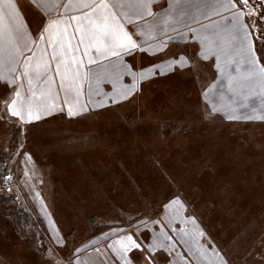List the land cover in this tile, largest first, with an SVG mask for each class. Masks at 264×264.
Here are the masks:
<instances>
[{
  "label": "rangeland",
  "instance_id": "rangeland-1",
  "mask_svg": "<svg viewBox=\"0 0 264 264\" xmlns=\"http://www.w3.org/2000/svg\"><path fill=\"white\" fill-rule=\"evenodd\" d=\"M254 48L264 68V42ZM252 81L237 121L209 119L195 87L173 81L88 99L87 114L61 105L25 123L1 110L0 264H49L56 249L75 259L107 227L157 217L178 197L228 264H264V85H236ZM82 101L67 100L73 111Z\"/></svg>",
  "mask_w": 264,
  "mask_h": 264
},
{
  "label": "snow or ice",
  "instance_id": "snow-or-ice-1",
  "mask_svg": "<svg viewBox=\"0 0 264 264\" xmlns=\"http://www.w3.org/2000/svg\"><path fill=\"white\" fill-rule=\"evenodd\" d=\"M0 3L6 4L8 19L15 20L19 11L15 0H0ZM32 4L42 13L41 23L35 35L25 43L24 49L20 47L19 41L30 34L24 33L22 25L19 24L15 28L4 27L5 14L0 8V65L7 68V74L0 75V81L6 86L5 94L0 96V109L21 122L30 123L34 119L39 120L42 111L55 107L54 103H45L46 96H51L50 92L41 93L37 97L31 87L32 57L25 55V49L28 52L32 51L29 44L38 46L44 43L52 47L51 59L59 61L56 65V73L60 75V86L66 93L74 92L77 98L82 94L80 81L90 78H95L97 85L109 79L114 90V95L109 99L115 100L116 95L128 98L133 94L132 90L123 83V77L130 75L135 81L137 74L132 71L134 66L125 64L121 57L135 54L136 51L149 52L154 46L147 41L138 42L136 38L145 34L150 39L159 40V45L153 54L159 56L160 53H164L167 56L171 53L173 66H176L177 61L181 67L187 65L189 61L199 64L201 60L215 56L216 67L221 69V58L224 57L225 62L230 63L231 60L228 58L235 50L238 54L246 56L250 65L249 70L241 74V79L252 80L258 76L261 84L264 85V68L257 70L254 53V41L264 42V0H169L166 8L160 0H68L67 3H63L62 0H32ZM61 8L64 9L63 13L60 12ZM157 8L160 11H156ZM69 9L79 14H71ZM213 16L221 17L225 23L220 24ZM200 17L209 20L210 25H203ZM194 23L201 24L203 30L192 27ZM129 25L132 30L129 29ZM70 27H73L72 35L79 33L77 47L80 44L84 46L83 55L88 56V64L99 65L104 60L115 59L117 63L113 64L111 70H106L103 74L90 71L82 73L83 60H78L75 55L71 57L69 63L68 54L74 51L69 35ZM181 27L187 29V33L181 31ZM169 30L176 32L181 40H187V37L191 36L193 49L191 54L188 53L187 46L180 53L171 52L169 46L173 45L176 38L168 34ZM161 35L167 39H160ZM174 46L178 47V44ZM160 58L164 59V57ZM61 65L65 68L64 72H61ZM72 65L74 68L71 67ZM40 67L37 65L36 68L38 77ZM49 67L50 64L45 63L44 71L46 72ZM236 70L239 72V67ZM17 71H20L19 78L15 76ZM139 75L143 79L144 73L141 72ZM25 79L31 93L28 99L22 96L20 90ZM9 85H11V95L7 94ZM216 111L214 109L208 112V118H214ZM68 114L69 116L75 114L72 104L68 105ZM235 118L229 117V119ZM4 119L5 116H0V120ZM6 179L10 180L11 177ZM172 203L183 208V203L179 199ZM167 207L168 205H165V208ZM174 219V216H169L167 219L163 217L157 219L153 216L140 223L131 221L128 229H122L119 225L111 227L110 232L104 234L105 240L110 241L105 245L106 251L100 253L98 248L95 249L102 258L90 256L88 264H159V257L166 250L167 245L159 235L154 234L153 230L157 225L161 228L166 224L170 225ZM200 235L203 236L204 233L201 232ZM167 239L172 241V237ZM49 264H83V262L79 258L72 259L66 254L61 255L59 249H56L50 252ZM223 264L228 262L225 260Z\"/></svg>",
  "mask_w": 264,
  "mask_h": 264
},
{
  "label": "crops",
  "instance_id": "crops-1",
  "mask_svg": "<svg viewBox=\"0 0 264 264\" xmlns=\"http://www.w3.org/2000/svg\"><path fill=\"white\" fill-rule=\"evenodd\" d=\"M63 3H67L68 0H62ZM15 3L18 5V13L16 14L15 20L10 21L8 19V9L6 4L0 3V8L3 9L5 18L3 21L4 27L11 26L15 28L18 24L22 25V31L24 33L30 34L25 39L19 41V45L22 49H24V45L27 41H29L32 36L35 35L38 25L41 23L42 13L38 12L35 7H33L32 0H15ZM160 3L166 8L169 0H160ZM156 11H160L159 8L155 9ZM71 14H79L78 12L73 11L72 9L68 10ZM60 12L63 13L64 9L61 8ZM55 15V13H53ZM209 15H213L209 13ZM213 18L219 22L220 24L225 23L221 17L213 16ZM201 23L203 25H210V21L200 17ZM74 27L75 22H72ZM73 27L69 28V35L71 36V43L73 45L74 51L69 52L68 60L71 63V57L75 55V57L79 60H83V65L81 67V71L86 72H95L103 74L106 70H111L113 64L117 63L115 59L112 60H104L99 65L97 64H88V56L83 55L84 46L82 44L78 45L79 33H73ZM192 27L202 31L201 24H193ZM129 29L132 30V27L129 25ZM181 31L187 33V29L181 27ZM170 36L175 37L176 40L173 42V45H170L171 52H182L183 49L187 46V51L189 54L192 52L191 47V36L187 37V40L179 39L176 32L170 31L168 33ZM138 42L147 41L148 44H152L154 47L149 50V52H140L136 51L135 54H127L121 57L125 64L133 65L132 71L137 74L135 81H133L130 75H125L123 77V83L127 85L133 94H130L128 98L121 97L119 95L115 96V100L119 99H133L138 97V94L143 92H149L147 90H154V88H160L161 83L166 82H174V85L183 84L186 86L195 87L199 94L200 99V110L202 108L204 114H207L214 109L217 110L215 116L221 117L223 121H233L234 119H229L228 116H237L245 114L240 110V105H245L251 103L248 100V92L251 94L258 92L257 86L255 83L250 82L251 85L240 87L243 95V102H241L240 98V88L236 85L241 81V74L244 72V69L250 67L248 63V58L244 55L238 54L235 50L233 51L232 56L228 59L231 60L230 63L225 62V58L222 57L220 60L221 69H217L216 58L215 56L210 57L208 60H201L199 64H195L192 61L185 66H179V62H176V66H173L171 53L165 56L164 53H160L159 56L154 55L153 53L156 51V47L159 45V40L150 39L147 34L143 37H136ZM160 39H167V37L160 36ZM252 39V37H250ZM178 44V47L174 46ZM29 47L32 48L31 52H28L25 49V55L31 56V64L33 69V85L32 89L36 92L37 97L41 95V93H51L50 97L45 98V103L51 104L54 103L55 107L42 111L40 116L52 115L56 110H60L59 107L61 105H65L66 114H68V105L69 102L67 100H83L81 104H79V110L74 111V115L76 113L79 114H87L90 111V108H86V100H108L110 103L113 99H109V97L114 95V90L112 83L109 82V79H105V81L99 85H97L95 78L85 79L80 81L82 84V94L77 98L74 92H65L64 88L60 86V75L56 73V65L59 62L57 59H51L52 47L50 45H45L44 43H40L38 46H33L29 44ZM147 47V44H145ZM255 53V48H254ZM160 57H164L162 60ZM256 63L257 70L262 68L260 64V60L258 59L256 53ZM239 62V63H237ZM45 63H49L50 67L45 72L43 69V65ZM23 59L21 58V70H22ZM37 65H40V76L38 77L36 74ZM74 68V65L71 66ZM243 70V72L238 73L237 68ZM65 68L61 65V72H64ZM143 72V79L140 78L139 73ZM7 74V68L3 65H0V75ZM15 76L19 78L20 71L15 73ZM257 83L260 84L259 77ZM231 82V83H230ZM246 82V80H245ZM17 83H19V79H17ZM135 85V87H133ZM229 86L230 90L226 91V86ZM250 87V88H249ZM238 88V89H237ZM236 89V90H235ZM22 92V96L25 99L30 98L31 93L29 92V85L27 79L24 80L23 88L20 89ZM191 91L193 89H190ZM6 91L5 84L0 81V96L4 95ZM190 91V92H191ZM7 94L11 95V85L7 86ZM107 94V95H105ZM192 94L186 95L187 98H190ZM259 96V94H258ZM114 100V101H115ZM254 101V100H253ZM68 103V105L66 104ZM255 102V101H254ZM84 104L85 106H82ZM2 109H0L1 112ZM63 110V111H64ZM3 111V110H2ZM245 118H239L237 120H244ZM234 120V121H237ZM1 131V129H0ZM1 136V133H0ZM5 145L0 142V153L1 149L4 151ZM179 199L181 203H183V208L179 205L172 203L173 201ZM167 208H163V211L156 218L160 219L161 217L167 219L169 216H174L175 219L172 223L166 224L165 227L161 228L159 225L154 227V234L159 235L160 239L164 241L167 245L166 250L162 252L159 257V264H223L226 260L224 252L218 245L215 244V241L212 239L211 234L205 225L196 217L193 213L188 211V207L186 203L180 198H174L168 202ZM149 218L142 217L137 223H140L142 220H148ZM150 223V222H149ZM129 224V223H128ZM119 225L122 229H128V226H122L124 224H113L109 228L107 227L103 231H107L108 233L111 227H115ZM150 227L151 223H150ZM100 234L101 238L99 241L92 244L89 248L81 251L77 254L76 258H79L83 264H88L89 257H96L97 259H101L95 249H99L100 253H104L106 251L105 245L110 243L109 240H105V237ZM203 232L204 235L201 236L200 233ZM97 237V236H96ZM167 237H172V241H168ZM115 238V237H113ZM110 255V254H109Z\"/></svg>",
  "mask_w": 264,
  "mask_h": 264
},
{
  "label": "water",
  "instance_id": "water-1",
  "mask_svg": "<svg viewBox=\"0 0 264 264\" xmlns=\"http://www.w3.org/2000/svg\"><path fill=\"white\" fill-rule=\"evenodd\" d=\"M7 179H5V181H6Z\"/></svg>",
  "mask_w": 264,
  "mask_h": 264
},
{
  "label": "trees",
  "instance_id": "trees-1",
  "mask_svg": "<svg viewBox=\"0 0 264 264\" xmlns=\"http://www.w3.org/2000/svg\"><path fill=\"white\" fill-rule=\"evenodd\" d=\"M158 211V210H157Z\"/></svg>",
  "mask_w": 264,
  "mask_h": 264
}]
</instances>
